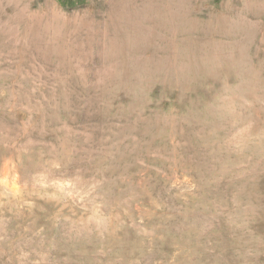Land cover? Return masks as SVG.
Listing matches in <instances>:
<instances>
[{
	"label": "rangeland",
	"instance_id": "obj_1",
	"mask_svg": "<svg viewBox=\"0 0 264 264\" xmlns=\"http://www.w3.org/2000/svg\"><path fill=\"white\" fill-rule=\"evenodd\" d=\"M99 1L0 0V264H264V0Z\"/></svg>",
	"mask_w": 264,
	"mask_h": 264
},
{
	"label": "bare ground",
	"instance_id": "obj_2",
	"mask_svg": "<svg viewBox=\"0 0 264 264\" xmlns=\"http://www.w3.org/2000/svg\"><path fill=\"white\" fill-rule=\"evenodd\" d=\"M128 1L126 0H103L102 1L101 0L97 4L99 6L96 7L92 5L93 9L90 12H86V14L84 13L85 15L83 14L82 16H71L69 18L65 15L59 14L58 12H54L52 14V17L54 18L55 22L61 25V28H63L64 30L66 29L65 31L67 30L71 31L72 29V31L75 34L83 33L85 36V39L87 40L88 43H90V46H91L92 45L91 43H94L97 40V38L104 35L105 30L108 29L110 26L109 24L115 25V18L118 20L121 19L123 10L130 17L129 23H131L133 26H136V28L134 27L135 29L133 30H136V31L138 30L140 23L143 22L144 18L142 16L132 15V13L128 12V8H129ZM34 15L31 14V12L28 13L26 16L27 20L31 22L34 21L35 23H38L39 22L38 20L41 21V19H39L40 18L39 16L38 18ZM19 17L21 18V15ZM43 23H46V22H43Z\"/></svg>",
	"mask_w": 264,
	"mask_h": 264
},
{
	"label": "trees",
	"instance_id": "obj_3",
	"mask_svg": "<svg viewBox=\"0 0 264 264\" xmlns=\"http://www.w3.org/2000/svg\"><path fill=\"white\" fill-rule=\"evenodd\" d=\"M61 2H63V3H64V2H65V0H61Z\"/></svg>",
	"mask_w": 264,
	"mask_h": 264
}]
</instances>
